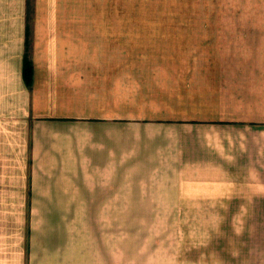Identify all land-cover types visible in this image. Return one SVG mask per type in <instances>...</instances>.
<instances>
[{
  "label": "crops",
  "instance_id": "0c3cea01",
  "mask_svg": "<svg viewBox=\"0 0 264 264\" xmlns=\"http://www.w3.org/2000/svg\"><path fill=\"white\" fill-rule=\"evenodd\" d=\"M258 1L0 0V264H264V60H126L121 35Z\"/></svg>",
  "mask_w": 264,
  "mask_h": 264
},
{
  "label": "rangeland",
  "instance_id": "374dc122",
  "mask_svg": "<svg viewBox=\"0 0 264 264\" xmlns=\"http://www.w3.org/2000/svg\"><path fill=\"white\" fill-rule=\"evenodd\" d=\"M255 4L259 9L249 12L264 13V1ZM121 24L126 60H264V15L127 16L121 18ZM213 213L128 210V233L134 231V217L143 221L151 216H213ZM16 214L15 209L0 208V223ZM134 259L128 256V264Z\"/></svg>",
  "mask_w": 264,
  "mask_h": 264
},
{
  "label": "trees",
  "instance_id": "16d2710c",
  "mask_svg": "<svg viewBox=\"0 0 264 264\" xmlns=\"http://www.w3.org/2000/svg\"><path fill=\"white\" fill-rule=\"evenodd\" d=\"M27 41V39H26ZM27 42H26V49L24 52V57H23V75H24V80L26 82V84L30 85L31 81H32V64H31V60L28 56V46H27Z\"/></svg>",
  "mask_w": 264,
  "mask_h": 264
}]
</instances>
